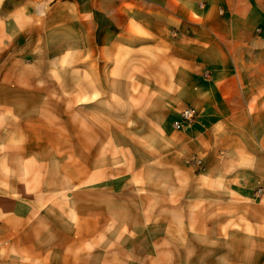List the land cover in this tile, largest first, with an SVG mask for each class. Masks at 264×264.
Returning a JSON list of instances; mask_svg holds the SVG:
<instances>
[{
	"label": "crops",
	"instance_id": "crops-1",
	"mask_svg": "<svg viewBox=\"0 0 264 264\" xmlns=\"http://www.w3.org/2000/svg\"><path fill=\"white\" fill-rule=\"evenodd\" d=\"M113 2L90 18L87 42L76 38L87 49L78 71L89 79L74 80L66 98L63 82L48 79L42 45L10 46L33 23L32 0H0V264H264L260 4L136 0L129 10ZM7 46L13 51L4 56ZM66 99L88 102L87 128L50 130V113L57 119ZM187 105L197 115L174 129ZM113 150L128 157L114 158ZM65 151L73 169H88L89 182L106 180V206L90 211L88 237L80 208H66L60 190H49L50 165L64 187ZM166 152L175 155L161 165ZM146 167L151 206L126 190L144 183Z\"/></svg>",
	"mask_w": 264,
	"mask_h": 264
},
{
	"label": "rangeland",
	"instance_id": "rangeland-1",
	"mask_svg": "<svg viewBox=\"0 0 264 264\" xmlns=\"http://www.w3.org/2000/svg\"><path fill=\"white\" fill-rule=\"evenodd\" d=\"M110 1H114L113 4L117 5L119 2L124 1L129 10L134 9L136 5V0H32V6L29 7L31 11L28 9V12L31 13L33 23L26 29V34L20 36L19 39L10 41V46L14 47V44L21 47L23 49L29 50L30 45L33 46L34 50L36 48L40 49V45L43 46L47 53L48 59V79L50 81H59L63 82L64 89L62 91L63 95L69 97L71 95L72 82L74 80L79 79H89V72L82 71L81 73L78 71L79 67H83L85 60L79 62V54L84 55L87 53V49H83L78 46V41L76 38L80 35L82 37V41H88V31L90 27V18L94 17L100 11L99 7H104ZM257 3L260 4V11L262 15H264V0H256ZM98 6V8L95 7ZM152 11V10H149ZM98 15V14H97ZM7 46V50L4 51L6 56L10 54L8 51H13V49ZM16 46V47H17ZM246 46L245 44L241 47ZM88 46L86 45V48ZM82 48V49H81ZM83 58V57H81ZM237 63H241L239 65H243L247 63V57H237ZM81 64V66H80ZM54 106V105H50ZM57 106L58 118L54 119L52 114L49 115V128L52 129H71L75 127L74 124L80 122V127L87 128L88 120L86 117L89 114L88 102L83 101L80 103H72L70 100L66 99L63 103H59ZM99 122V121H98ZM131 123L132 121H128ZM104 125V123L102 124ZM188 125H184L180 128H176L172 126L174 129H181ZM148 143H153L152 137L148 138ZM112 156L115 158H123L128 157V153H121L113 150ZM59 154H62V152ZM65 167H64V187H61V183L58 185L57 181H61V172H58L56 167L50 165L49 172V190L56 191L59 189V195L64 196L65 207L69 209L80 208L81 216H80V229L82 238L88 237L90 233V229L93 226L94 219L96 218L94 215L89 214L94 208H102L104 209L106 204V196H105V178L102 179L101 176L97 175L95 181L89 182V177L87 176L88 169H73L71 166L72 163V152L65 151ZM175 152H166L162 154V160L158 161L161 165L165 162H170L169 157L174 156ZM106 157L105 152L98 153V162L104 163V159ZM131 153L129 154V159H132ZM146 160L152 161L154 159L153 153H146ZM118 167L116 169L115 175H121L122 169L120 168V163L118 162ZM97 169V173H100L99 168ZM131 168L125 169L129 170ZM132 170V169H131ZM137 170V169H136ZM144 172L145 181L142 183V180H139V184H136L132 187L128 184V191H134L136 193H140L145 197L146 206H151L152 195L154 191V183H153V173L152 167H146ZM134 173L136 171H133ZM74 174L80 175V178H77L75 182H71L74 178ZM139 174L138 176H142ZM59 186V187H58ZM165 185H161V189H164ZM138 187V189H136ZM162 191V190H161ZM117 192H120L118 190ZM164 191H162L163 194ZM166 192H170L168 188H166ZM60 197V198H61ZM113 197H117V201H114L111 205L115 209V207H120L118 205V199L120 193L117 195H113ZM100 218L97 223L103 224L105 223V216L97 217ZM109 218V223H114L113 220L116 219V216H112ZM118 219V217H117ZM108 222V221H107ZM86 244L84 247H87Z\"/></svg>",
	"mask_w": 264,
	"mask_h": 264
},
{
	"label": "built area",
	"instance_id": "built-area-1",
	"mask_svg": "<svg viewBox=\"0 0 264 264\" xmlns=\"http://www.w3.org/2000/svg\"><path fill=\"white\" fill-rule=\"evenodd\" d=\"M196 115H197V110L195 107L191 105L184 106L183 108L180 109L178 113V117L172 121V124L174 127L180 128L184 125L191 123ZM197 162L198 164H201V161L199 159L197 160ZM257 191L259 192L264 191V188L258 187Z\"/></svg>",
	"mask_w": 264,
	"mask_h": 264
}]
</instances>
